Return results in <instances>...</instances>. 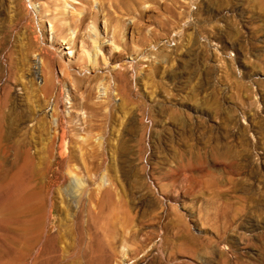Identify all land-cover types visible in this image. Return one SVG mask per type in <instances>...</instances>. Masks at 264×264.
Returning <instances> with one entry per match:
<instances>
[{"label":"rangeland","instance_id":"rangeland-1","mask_svg":"<svg viewBox=\"0 0 264 264\" xmlns=\"http://www.w3.org/2000/svg\"><path fill=\"white\" fill-rule=\"evenodd\" d=\"M112 2L0 0V107L27 111L19 134L0 136V264H43L38 250L58 231L56 264L104 256L112 203L108 182L96 187L108 172L119 177L120 223L107 264H264V204L249 200V188L264 198V0ZM42 56L54 98L40 89ZM54 99L64 150L79 156L100 139L110 171L89 174L52 150ZM76 211L98 228L90 238L85 225L78 247ZM34 219L38 245L26 233Z\"/></svg>","mask_w":264,"mask_h":264},{"label":"bare ground","instance_id":"bare-ground-1","mask_svg":"<svg viewBox=\"0 0 264 264\" xmlns=\"http://www.w3.org/2000/svg\"><path fill=\"white\" fill-rule=\"evenodd\" d=\"M114 1V0H111V2ZM114 4V2H112ZM129 10H131L130 8H128ZM79 13V12H78ZM77 21V20H76ZM96 48V47H95ZM96 53L97 50L95 49V52H94V57H93V61L96 62ZM44 55V54H42ZM48 58V57H47ZM47 58L46 57H43L42 56V72L40 73L42 75V84L40 86V89L41 91L43 92L42 94H44L43 96H46L47 97H55L56 95H54V85H55V75L53 74V72L51 71H47L45 69V65L47 63ZM52 58V56H51ZM49 61V60H48ZM51 62V61H50ZM52 63V62H51ZM50 65V64H49ZM52 66V65H51ZM51 69V68H49ZM4 99V98H3ZM9 98L6 97V99H4V102H7ZM50 100V99H49ZM53 101V99L51 100ZM33 106V105H32ZM52 116H55L57 118V123H55V128H52L54 129L51 130L53 132L52 133V141H51V148L52 150L55 149L56 145L59 146L60 148V154L61 156H64L66 157L68 160H71V159H74V158H77L78 160H81L82 161V165H84V168L86 170V172H89V174H91V172L93 173H96L97 175L98 174V171L104 167V166H108L109 168V171H110V166L112 164V168H113V163H107L106 161V156H105V146L106 145H103L102 142L100 141V139L97 141L98 143H96L95 145H93L91 148H89L87 151H81L80 155L77 156V155H74V153L70 150L68 153L64 150V143H65V137L69 135V131L67 130V127L65 125H63L64 123V119L61 118V115H60V112H59V101L54 99V103L52 105ZM27 111L25 110H18L17 108L15 107H12L11 111L10 112H6L4 109H2L0 107V136L2 135H8V136H13V135H17L19 134V132L17 131V129H15L13 127V125L15 124V122L23 117H25L27 114ZM45 118V117H44ZM45 122L44 119H41ZM53 120V119H52ZM67 120V119H66ZM7 124V127L6 129L3 128L4 125ZM48 124V123H47ZM45 125V124H44ZM40 127V126H39ZM44 127V126H43ZM44 129V128H43ZM37 132H35L36 134ZM49 133V132H48ZM27 133L26 132H23L22 135H26ZM21 135V134H20ZM71 136V135H70ZM19 137V136H18ZM67 138V137H66ZM18 139V138H17ZM43 139V138H42ZM57 139H59V143L57 144ZM69 139V138H68ZM102 140V139H101ZM17 142V141H16ZM49 142V141H48ZM45 143V142H44ZM47 143V142H46ZM70 144V143H69ZM17 145H18V151L20 153H24L25 156H26V164L27 166H30V164H32V161L30 160V156H29V153H28V147H29V143L28 141L26 140L25 137H20V140L17 142ZM71 145V144H70ZM73 145V144H72ZM69 147V146H68ZM74 147V146H73ZM77 149H80L78 147H76ZM114 148V147H113ZM2 150V149H1ZM57 151V150H56ZM79 151V150H78ZM113 151V149H112ZM80 152V151H79ZM51 154V153H50ZM55 154V153H54ZM113 158V156H112ZM56 160V159H55ZM114 160V159H112ZM109 161V160H108ZM115 161V160H114ZM63 162V161H62ZM116 162V161H115ZM46 165V164H45ZM26 166V167H27ZM53 167V166H52ZM117 166L115 165V168ZM28 168V167H27ZM78 170V169H77ZM112 170V169H111ZM60 171V170H59ZM107 171V170H106ZM76 172V171H75ZM60 173V172H59ZM105 173V172H104ZM101 174V173H100ZM117 174V173H116ZM116 174H111V173H107V177L105 178V176H101V178H99L98 182H97V189H101L103 187H106L105 184L106 182H108V188H109V192H108V199L110 200V202L112 203V207H107V211L106 213L103 215L102 219L103 221L100 222L101 224V235L103 236V238L105 239V243L107 244V253L104 255V256H101L97 261H90L89 264H107V260L109 259L110 255L114 254V251L116 250V244L117 242L115 241V239L117 238V235H118V232H119V223H120V196H119V190H118V178H117V175ZM72 175V174H71ZM99 177V176H98ZM90 179V178H89ZM82 180V179H81ZM93 180V179H92ZM90 181V180H89ZM94 181V180H93ZM77 182V181H75ZM96 182V181H95ZM79 183V182H77ZM84 183V182H83ZM86 183V182H85ZM82 184V183H80ZM75 186V185H74ZM77 186V185H76ZM91 187V186H90ZM24 188V187H23ZM80 188V195L81 197H83L85 195V185L83 184L82 187H79ZM62 190V189H61ZM88 190V189H87ZM23 191V190H22ZM21 192V191H20ZM106 192V191H105ZM28 193V192H27ZM106 194V193H105ZM22 195V194H21ZM20 195V196H21ZM92 195V194H91ZM94 195V194H93ZM100 195V194H99ZM19 196V197H20ZM24 196V195H22ZM21 196V197H22ZM31 196V195H30ZM92 197V196H90ZM96 197V196H95ZM122 197V196H121ZM41 199V198H40ZM87 199V198H86ZM97 199V198H96ZM56 200V199H54ZM99 200V199H97ZM249 200L256 204L259 208H260V203L261 204H264V198H260L258 193L256 191H251L250 188H249ZM45 201V200H44ZM89 201V200H88ZM92 201V200H91ZM93 203V202H91ZM97 203V202H96ZM56 204V203H55ZM37 205V204H35ZM40 204H38L39 206ZM92 205V204H91ZM24 206V205H22ZM27 206V205H26ZM26 206L24 209H26ZM29 207L30 204H29ZM36 207V206H35ZM28 208V206H27ZM32 208V207H31ZM30 209V208H29ZM28 209V210H29ZM39 209V208H38ZM42 209V206L41 208ZM228 209V208H227ZM37 210V209H36ZM95 210V209H94ZM35 211V210H34ZM51 211H52V208H51ZM227 211H229V216H232V211L230 209H228ZM28 212H31L30 210ZM96 212V211H95ZM241 212L245 213V215H247V217H251V215H255L257 216L256 213H253L251 211L250 208H244V209H241V210H238L237 211V214H240ZM22 213H26V212H22ZM21 213V214H22ZM32 213V212H31ZM36 213V212H35ZM97 213V212H96ZM32 214H29L28 216H30ZM23 216V215H21ZM24 216H27V215H24ZM27 216V217H28ZM234 216V215H233ZM31 217V216H30ZM74 229H75V233H76V239L74 241V245L76 247H78L81 242L83 241V227H86L88 228V230L90 231V238H92L94 235H93V230L96 232V230L98 228H96V224L92 221L91 217L88 219V220H83L82 218V215L81 213L78 211H76V213L74 214ZM18 218H21V217H18ZM23 218H26V217H23ZM87 218V217H86ZM18 222V221H17ZM19 224V223H18ZM25 225V224H24ZM10 226V225H9ZM20 226V224L18 225V227ZM42 226V225H40ZM16 227V226H15ZM85 227V228H86ZM8 228V227H7ZM10 230V229H9ZM38 230H39V222L37 219H34V222L32 224V226L30 228H28L26 230V233L30 234V236L28 237L29 241L30 242H38L36 245L39 244V241H41L39 239V236H38ZM86 230V229H85ZM17 231H21L20 229L17 230ZM16 231V232H17ZM65 231V230H64ZM24 232V231H22ZM69 232V231H68ZM71 233V232H70ZM86 233V232H85ZM97 233V232H96ZM47 234V233H46ZM45 234V236H46ZM27 235V234H26ZM42 235V234H41ZM65 235V234H64ZM43 236V235H42ZM89 236V235H88ZM63 234L58 231L56 234H52V235H47L46 240L43 242L40 250H38V255H37V258H45V261L43 264H56V259L58 258V255H57V252L59 251V248H58V241L62 240L63 238ZM186 237V236H185ZM7 238V237H6ZM9 240V238H8ZM12 240V239H11ZM9 240V241H11ZM43 240V238H42ZM4 238H3V241L0 242L3 244L4 242ZM8 241V243H9ZM63 241V240H62ZM187 242H190L192 247H194V252L195 253H198V245L201 243L199 242L200 240L194 236H189L186 240ZM7 243V240L5 241ZM4 242V243H5ZM13 242V241H11ZM64 242V241H63ZM24 242H22L23 244ZM60 243V242H59ZM208 244H213V241L212 240H208V242H206ZM10 244V243H9ZM12 244V243H11ZM58 244V245H57ZM8 245V244H7ZM63 245V244H62ZM73 247V245H71ZM101 246V245H100ZM8 247V246H6ZM5 247V248H6ZM14 247V250L17 249L18 247V244L15 246H12ZM16 247V248H15ZM19 248V247H18ZM21 248V247H20ZM9 249V248H8ZM26 249V248H25ZM64 249V248H63ZM83 249V248H81ZM18 250V249H17ZM27 250V249H26ZM77 250V249H76ZM10 251V250H9ZM29 251V250H27ZM66 251V250H65ZM30 252H32L30 250ZM27 252L25 251H22V255L21 257L24 258L25 255H26ZM62 253L64 254V252L62 251ZM67 253V251L65 252ZM211 253H216V249L214 248L211 252ZM68 254V253H67ZM33 255V254H32ZM75 255V254H74ZM86 253L82 250H79L78 253H77V257H82V256H85ZM14 256V255H13ZM65 256V255H64ZM32 257V256H31ZM71 257V256H70ZM69 257V258H70ZM96 257V256H94ZM62 258V257H61ZM68 258V257H66ZM64 258V260L66 259ZM34 259V257H33ZM26 260V259H25ZM0 261H4V259L0 260ZM64 262V261H63ZM62 262V263H63ZM23 263V262H22ZM80 263V262H79ZM118 263V262H117ZM20 264V263H19ZM59 264V263H58ZM72 264V263H71ZM77 264V263H76ZM82 264H83V260H82Z\"/></svg>","mask_w":264,"mask_h":264}]
</instances>
